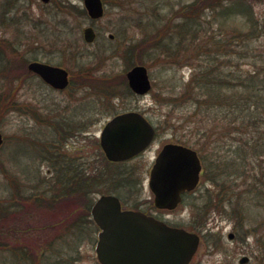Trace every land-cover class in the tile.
<instances>
[{"label": "rangeland", "instance_id": "374dc122", "mask_svg": "<svg viewBox=\"0 0 264 264\" xmlns=\"http://www.w3.org/2000/svg\"><path fill=\"white\" fill-rule=\"evenodd\" d=\"M103 1L102 17L90 19L82 0H0V132L4 138L0 206L15 209L21 204L17 216L12 210L7 211L9 216L0 211V264H100L92 245L94 226L79 228L76 211L66 213L71 210L68 205H34L52 195L63 197L54 165L73 164L74 157L79 162L81 132L99 135L107 119L129 110L156 123L159 128L150 150L132 162L111 167L114 172L121 166L133 170L125 180L140 178L142 186L135 198L154 210L147 175L155 148L159 143L199 136L176 123V115L163 103L162 91L174 84L180 90L199 65L217 64L224 74L238 79L252 73L264 75V0H226V7L233 2L227 12L221 9L222 2L217 8H205L191 22L185 59L164 58L152 51L135 56L132 62L144 59L152 88L144 96L129 95L125 72L137 63L123 57V46L145 37L146 21L178 23L179 7L196 0ZM89 25L96 33L91 43L82 37ZM173 35L172 29L162 34L168 40ZM31 60L68 70L73 74L69 86L52 90L33 75L21 77V62ZM86 73L90 84L83 86L80 82ZM20 80L22 86L17 89ZM101 82L110 85L108 94ZM216 125H208L207 134L222 137L217 145L223 155L240 144L241 136L228 133L232 129L226 130L220 121ZM247 131L246 135H256L255 127ZM258 131L264 135V122ZM60 153H67L64 159ZM248 159L243 170L234 172V181L228 170L218 181L208 180L203 169L193 193L172 211L158 212L171 225L199 234L200 243L189 264H241L243 256L248 258L244 264H264V155ZM223 197L229 199L217 201Z\"/></svg>", "mask_w": 264, "mask_h": 264}, {"label": "water", "instance_id": "95a60500", "mask_svg": "<svg viewBox=\"0 0 264 264\" xmlns=\"http://www.w3.org/2000/svg\"><path fill=\"white\" fill-rule=\"evenodd\" d=\"M83 4L90 18L97 19L103 15L101 0H83ZM94 37L91 26L83 29L85 41L91 42ZM27 67L55 88H64L68 83L67 71L61 67L40 62H30ZM126 78L129 87L137 94H145L151 88L144 65L131 67ZM153 135V127L142 114L128 111L114 116L105 124L100 142L109 159L122 160L144 149ZM2 142L0 132V145ZM199 171L195 150L178 143L164 144L151 168L148 182L154 195V205L175 208L182 193L196 186ZM105 203L113 205L103 211L101 206ZM92 215L101 228L95 246L96 257L101 264H188L199 245L197 233L167 225L141 211H121L117 199L112 196L101 197L92 209ZM227 237L231 239L233 234L229 233ZM247 260L243 256L239 262Z\"/></svg>", "mask_w": 264, "mask_h": 264}, {"label": "trees", "instance_id": "16d2710c", "mask_svg": "<svg viewBox=\"0 0 264 264\" xmlns=\"http://www.w3.org/2000/svg\"><path fill=\"white\" fill-rule=\"evenodd\" d=\"M225 1L196 0L187 3L179 7V11L182 14L179 15L181 19L176 24L160 23L157 19L146 21L145 26L147 27V31L143 35L145 37L124 45L121 54L130 63H144V59L141 57L135 62L132 61L135 56H141L142 52L147 53L148 51H152L164 58L172 57L179 59L182 57V59H185L188 55L187 52L191 42L189 38L191 24L195 18L205 8H217L222 2L225 7L221 9L227 12L226 9L237 0L231 1L227 7L224 4ZM243 1L247 2V0ZM80 12L84 11L80 10ZM169 29H172L174 32L170 40L162 36ZM158 48H162L159 53L155 52ZM232 75L229 73L224 74L217 64L199 65L195 75L180 90L174 84L173 86L168 85V91H162L163 103L169 107V111L176 115V123L185 126L190 132L193 131L199 135L197 138L193 137L192 140L185 139L179 141L199 153L205 166L206 178L211 181H218V177L224 175L225 170H228V175L233 177L230 180L234 181L237 177V173L234 174V172L236 169L243 170L244 166L248 163V158L253 156L258 158L264 155V135L263 132L258 131L260 123L264 122V75L259 76L252 73L242 78L239 76V79ZM90 78V75L86 73L81 78L82 82L80 83L90 84ZM100 84L102 85L100 87L103 92L108 94L110 92V85H105L103 82ZM236 85L237 88L235 87ZM125 92L132 95L128 87L125 88ZM187 105H189L187 109H184ZM169 111L166 116H169ZM217 121H220L226 130L232 129L228 133H239L241 136L242 141L240 140V144L236 148L227 150L226 154H230L229 158L224 152L223 155L219 153L217 143L218 138L222 137H213L214 134L212 135V133L207 134V126H217ZM207 123L209 124L207 125ZM158 124L163 125V122L160 121ZM250 126L255 127L256 135H246ZM156 127L159 128L157 125ZM241 131L244 132L242 133ZM207 139L209 143L207 142L206 144L205 140ZM230 168L233 171L232 175L229 172ZM19 196L25 199L32 197L31 195L25 197L21 194ZM53 196H49L44 200H38L34 205L38 206L41 204L44 208L53 206V203L58 208L67 205L59 198H52ZM228 199H224L223 197L217 199V201L222 203ZM20 207L21 204L15 205V209L0 206V211L5 213L3 214L4 216H9L7 211L12 210L15 211V215L17 216L19 214L17 210L21 209Z\"/></svg>", "mask_w": 264, "mask_h": 264}, {"label": "flooded vegetation", "instance_id": "af4514ba", "mask_svg": "<svg viewBox=\"0 0 264 264\" xmlns=\"http://www.w3.org/2000/svg\"><path fill=\"white\" fill-rule=\"evenodd\" d=\"M35 61L42 62L39 60ZM43 63L55 67H61L46 62ZM66 71L68 84L64 88L53 87L52 85L45 82L37 73L30 70L27 71L26 75H23H33L39 78V80L45 86L52 90H63L69 86L70 80L73 76V74H70L68 70ZM21 81L22 80H20V82L18 83L19 85H16L17 89L22 86ZM45 120L47 122L54 121L52 118H45ZM81 133L83 136L80 137L79 135V138H77V141L79 143L78 148L82 149L79 155L77 154L79 162H76V157H74L73 164L59 163L54 165V167L56 168L55 171L58 172L57 182L60 185L59 187L63 195V197L60 199L71 207V210L67 211L66 213L69 214L72 210H74V212L76 211L77 216L75 222L76 224L78 223L77 225L79 228L81 226L87 227L90 225L94 226L95 228L96 234L94 242L92 244L94 249L95 243L97 241V235L100 232V228L97 226L96 222L92 218V209L96 205L98 199L103 196L115 197L118 201L120 210H137L142 211L148 215H152L156 218L161 217L158 214V210H150V207H144L143 202L138 201L135 198V196H137L136 192L139 190L140 186H142V181L138 177L127 180H125L126 177H124L131 174V172L133 171L132 169V171L130 172V169L128 167L124 168V166H121L122 168L120 170L114 172L111 168L112 166L123 165L125 163L136 160L139 156H141L146 151L152 148V146L155 144L156 137L154 136L153 140L150 142L147 148L138 155L132 156L131 158L125 160L112 161L108 159L106 155H104L100 147L101 131L99 132V135L89 134L86 132ZM164 143H159L155 148V154L152 157V162L148 169L147 177L149 176L150 168L155 160V157ZM66 154L67 153H60V156L62 157ZM62 158L64 159V157ZM126 185H129L130 188L129 186L126 187ZM122 195H124V197ZM129 195H133V199H129L127 197ZM54 198L58 199L59 197ZM129 201H131L133 204H130ZM112 205L113 204L110 205L109 203H105L101 206V210L105 211L109 209Z\"/></svg>", "mask_w": 264, "mask_h": 264}]
</instances>
